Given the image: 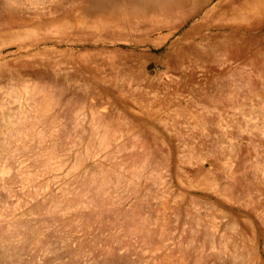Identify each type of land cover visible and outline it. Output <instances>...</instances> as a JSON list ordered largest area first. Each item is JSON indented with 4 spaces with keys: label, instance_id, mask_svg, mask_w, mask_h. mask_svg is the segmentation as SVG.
<instances>
[{
    "label": "rangeland",
    "instance_id": "1",
    "mask_svg": "<svg viewBox=\"0 0 264 264\" xmlns=\"http://www.w3.org/2000/svg\"><path fill=\"white\" fill-rule=\"evenodd\" d=\"M0 264H264V0H0Z\"/></svg>",
    "mask_w": 264,
    "mask_h": 264
}]
</instances>
